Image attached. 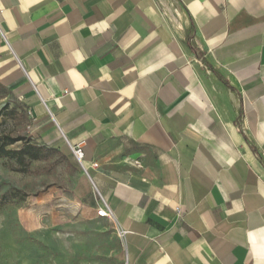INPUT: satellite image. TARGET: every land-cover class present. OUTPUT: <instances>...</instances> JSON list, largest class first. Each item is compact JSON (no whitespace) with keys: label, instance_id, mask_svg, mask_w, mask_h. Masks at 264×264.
Returning <instances> with one entry per match:
<instances>
[{"label":"crops","instance_id":"1","mask_svg":"<svg viewBox=\"0 0 264 264\" xmlns=\"http://www.w3.org/2000/svg\"><path fill=\"white\" fill-rule=\"evenodd\" d=\"M0 87L124 264H264V0H0Z\"/></svg>","mask_w":264,"mask_h":264},{"label":"rangeland","instance_id":"2","mask_svg":"<svg viewBox=\"0 0 264 264\" xmlns=\"http://www.w3.org/2000/svg\"><path fill=\"white\" fill-rule=\"evenodd\" d=\"M28 132L27 114L0 88V135ZM44 149L25 166L0 158V264H124L115 223L96 215L87 172L67 145Z\"/></svg>","mask_w":264,"mask_h":264},{"label":"trees","instance_id":"3","mask_svg":"<svg viewBox=\"0 0 264 264\" xmlns=\"http://www.w3.org/2000/svg\"><path fill=\"white\" fill-rule=\"evenodd\" d=\"M16 144L20 146L11 149ZM44 151L43 146L34 144L25 136L0 135V158L13 159L19 166H25L27 162L38 160Z\"/></svg>","mask_w":264,"mask_h":264},{"label":"built area","instance_id":"4","mask_svg":"<svg viewBox=\"0 0 264 264\" xmlns=\"http://www.w3.org/2000/svg\"><path fill=\"white\" fill-rule=\"evenodd\" d=\"M72 154L74 155V157L76 158V160L80 163L81 167L87 172V168L84 166L83 164V152L82 149L79 146L76 147H72L71 148ZM93 168L97 167V164H93L92 165ZM99 201H101L100 206L97 208L96 210V215L99 218H106V219H112L111 213L107 207V204L105 203V201L103 199H101V197H99ZM178 212V209H177ZM119 233V237L121 238V240H123V237L125 235V232L123 230H118Z\"/></svg>","mask_w":264,"mask_h":264}]
</instances>
